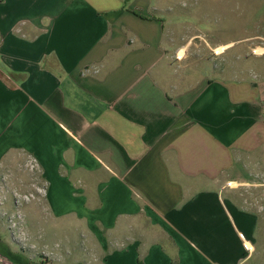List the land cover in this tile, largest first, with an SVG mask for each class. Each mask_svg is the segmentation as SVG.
Wrapping results in <instances>:
<instances>
[{"label":"crops","instance_id":"0c3cea01","mask_svg":"<svg viewBox=\"0 0 264 264\" xmlns=\"http://www.w3.org/2000/svg\"><path fill=\"white\" fill-rule=\"evenodd\" d=\"M157 10L0 0V165L35 161L73 264H264V78L182 81ZM3 235L0 264H65Z\"/></svg>","mask_w":264,"mask_h":264},{"label":"rangeland","instance_id":"374dc122","mask_svg":"<svg viewBox=\"0 0 264 264\" xmlns=\"http://www.w3.org/2000/svg\"><path fill=\"white\" fill-rule=\"evenodd\" d=\"M154 2L168 21L164 44L180 58L179 79L264 78V0ZM45 187L35 161L23 152L0 165L2 240H10L19 251L30 249L28 255L36 262L57 256H64L65 264L87 261L80 257L83 239L74 218L46 214ZM55 244L61 249L55 250Z\"/></svg>","mask_w":264,"mask_h":264}]
</instances>
